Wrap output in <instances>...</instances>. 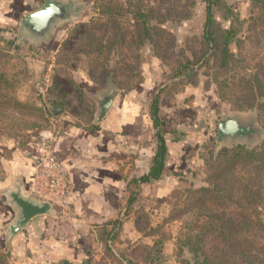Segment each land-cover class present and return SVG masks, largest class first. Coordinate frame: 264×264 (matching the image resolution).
Here are the masks:
<instances>
[{"label": "rangeland", "instance_id": "rangeland-1", "mask_svg": "<svg viewBox=\"0 0 264 264\" xmlns=\"http://www.w3.org/2000/svg\"><path fill=\"white\" fill-rule=\"evenodd\" d=\"M211 2L213 39L206 36V0H82L77 17L58 27L47 43L19 40L20 22L34 8L23 6L17 19L0 15V72L10 83L0 99V180L5 177L2 154H27L23 148L28 146L37 154L42 139L55 147L70 127L94 125L98 109L93 96L110 82L117 106L123 109L116 117L119 123L125 116L143 123L156 145L150 106L158 94L167 130L183 129L186 134L181 143L169 139L168 159L175 164L169 161L163 180L148 190L140 188L126 212L133 214L144 241L129 238L120 247L125 252H120L140 264L147 256L142 244L154 246L160 240V260L151 264H196L187 237L199 233L203 217L193 211L175 219L174 209L181 206L187 190L219 182L212 169L217 162L209 151L214 158L237 146L258 152L264 142V134L251 144L227 143L220 148L216 140L210 147L200 142L210 132L202 126L204 121L218 126L225 114H257L264 128L258 108L264 95H259L255 81L264 66V0ZM43 3L39 0L37 6ZM20 7L18 3L13 10ZM218 18L232 24L228 46L224 44L228 23ZM1 30L9 37L4 38ZM4 199L0 187V202ZM251 237L257 240L258 233ZM212 238L208 234L203 242L207 250L217 242ZM3 248L0 237V252L6 255L0 264H14Z\"/></svg>", "mask_w": 264, "mask_h": 264}, {"label": "crops", "instance_id": "crops-1", "mask_svg": "<svg viewBox=\"0 0 264 264\" xmlns=\"http://www.w3.org/2000/svg\"><path fill=\"white\" fill-rule=\"evenodd\" d=\"M18 3L21 7L17 12L13 9ZM37 4L39 0H0V15L17 19L23 6L34 8ZM121 111L115 101L103 121L84 128L72 126L56 141L57 159L70 181L72 212L69 217H62L54 205L55 216L35 217L7 243L3 227L13 212L4 201L0 202V237L4 239L3 250L11 253L14 264H115L116 257L106 254L99 235L102 228L111 229L115 222L122 223L114 241L118 257L127 239L141 237L144 241L145 237L134 226L133 214L126 213L130 196L128 183L149 172L158 141L155 137V145L150 129L143 123L128 121L127 116L119 123L116 117ZM23 150L27 154H2L5 177L0 180L1 189L10 185L17 175L27 176L35 171V148L28 146ZM157 182L145 183L141 190H148Z\"/></svg>", "mask_w": 264, "mask_h": 264}, {"label": "trees", "instance_id": "trees-1", "mask_svg": "<svg viewBox=\"0 0 264 264\" xmlns=\"http://www.w3.org/2000/svg\"><path fill=\"white\" fill-rule=\"evenodd\" d=\"M206 1L208 13V35L206 36L208 39H213L209 36L211 35L209 25L214 22L212 19L214 16L213 3L211 0ZM39 8L35 6L34 10ZM218 19L222 24L228 23L224 27L226 32L224 44L228 46L232 41V24L230 20L222 22L220 18ZM1 31L4 38L9 37L10 33L7 30ZM262 66L258 76L255 75L261 97L264 95V66ZM9 86L8 79L5 78L3 72H0V99L6 95L3 90ZM160 105V95L157 94L151 102L150 113L158 147L151 161L149 172L139 178L131 179L128 183L130 196L127 211L131 210L137 200L138 191L143 184L155 183L165 178L164 171L170 164L168 159L169 139L181 143L182 137L186 134L183 129L167 130L166 120L160 114ZM258 108L264 117V100L258 101ZM6 110L7 106H4V111ZM204 123L202 126H206L210 132L200 142L202 145L207 144L210 147L215 144L218 126L217 124L213 125L211 121L210 124L206 120ZM201 143L199 149H202ZM209 153L217 162L215 166H212V169L219 182H215L211 187L187 190L185 198L181 201V206L174 209L175 219L180 218L184 213L193 211L198 217H203L199 233L187 237V244L191 246V250L198 259L196 264H264V142L258 147V152L245 146H237L232 150L224 149L217 158H214L213 151H209ZM243 172L244 174H240ZM33 175L34 171L25 176L27 189H29ZM121 227V222H115L111 229L105 227L100 230L99 235L104 250L110 258L116 257L120 264H139V261L132 259L127 254L122 253L118 257L114 251V241L118 238V231ZM254 233H258L257 240L251 237ZM208 234L216 238L217 242L207 250L204 248L203 242L205 243ZM193 240H195L194 243ZM256 242H258L257 248ZM162 244L160 240L154 246L142 244L144 250L147 248V256L146 260L143 259L140 264H151V262L160 260ZM4 257L6 255L0 252V263Z\"/></svg>", "mask_w": 264, "mask_h": 264}, {"label": "water", "instance_id": "water-1", "mask_svg": "<svg viewBox=\"0 0 264 264\" xmlns=\"http://www.w3.org/2000/svg\"><path fill=\"white\" fill-rule=\"evenodd\" d=\"M82 0H44L43 5L26 14L19 27V40L47 43L58 27L66 25L78 15ZM98 114L96 122H101L111 111L117 99L115 85L101 89L93 96ZM264 134L257 114L243 117L240 114H225L219 118L216 146L236 142L253 143ZM4 204L13 212L12 218L3 227L5 240L9 243L35 217L42 215L55 216L57 209L50 201L35 197L27 188L25 176L17 175L8 186L1 189ZM84 264H87L86 262Z\"/></svg>", "mask_w": 264, "mask_h": 264}, {"label": "built area", "instance_id": "built-area-1", "mask_svg": "<svg viewBox=\"0 0 264 264\" xmlns=\"http://www.w3.org/2000/svg\"><path fill=\"white\" fill-rule=\"evenodd\" d=\"M37 152V163L28 190L35 197L52 202L62 217H69L72 212L70 181L57 159L56 149L48 140L42 139Z\"/></svg>", "mask_w": 264, "mask_h": 264}]
</instances>
